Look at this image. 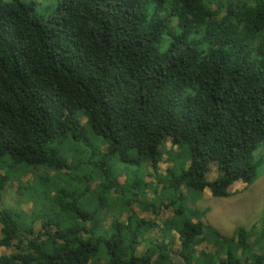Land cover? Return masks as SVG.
<instances>
[{
  "label": "trees",
  "instance_id": "1",
  "mask_svg": "<svg viewBox=\"0 0 264 264\" xmlns=\"http://www.w3.org/2000/svg\"><path fill=\"white\" fill-rule=\"evenodd\" d=\"M35 5L0 0V264H264L254 225L225 238L196 206L257 179L264 0Z\"/></svg>",
  "mask_w": 264,
  "mask_h": 264
},
{
  "label": "rangeland",
  "instance_id": "2",
  "mask_svg": "<svg viewBox=\"0 0 264 264\" xmlns=\"http://www.w3.org/2000/svg\"><path fill=\"white\" fill-rule=\"evenodd\" d=\"M37 5H35V10L38 14L46 16L52 12L54 7L53 3L56 0H35ZM85 119L81 118V123H84ZM98 145H95L97 147ZM166 151L171 150L170 143L165 142L163 145ZM102 149V148H101ZM179 150H175L173 155L177 154ZM260 158V167L258 169L257 179L250 185L245 186L242 182L238 181L233 183L228 192L230 195L225 198H213L210 194V190L205 189L200 199L196 202V206L200 212L205 211L204 215H199L200 221L206 227V230H213L218 232L222 237L229 238L234 235L236 230L240 229H250L254 225V231L251 234L254 246H250L252 249L257 250L259 253L264 252V149L261 148L254 153ZM183 154L180 153L172 157V161L180 164L183 161ZM117 158L115 159V165H118ZM169 166L168 163H161L159 165V173H164L166 168ZM218 177V172L215 165L210 166V170L205 175V180L211 182ZM29 178V176H28ZM120 181H123V179ZM147 181H152L147 178ZM184 191V190H183ZM184 193H187L184 191ZM188 198L195 197L196 193L194 191L189 192ZM190 202V200H189ZM22 206V205H21ZM194 208L193 205H190ZM26 213H30L29 205L22 206ZM133 209L138 212L140 209L137 206H133ZM165 211H163L164 213ZM168 214L167 212H165ZM143 217L147 219H152L151 213H142ZM140 215V216H141ZM166 216H162L159 220L164 219ZM124 220V219H122ZM159 222V221H157ZM161 223V222H159ZM104 226L109 225V220L103 222ZM35 232L38 231V225L34 226ZM153 232L151 236H155L157 241L160 242V234L156 236ZM149 235V236H150ZM167 237V238H166ZM165 237V242L167 245L172 246L174 250L178 249V241H176V236L168 235ZM140 245L138 250L142 251L146 245ZM17 243L13 242V246L9 248L0 249V256H11L18 252ZM170 248V247H169ZM169 248L165 247L162 253H169ZM198 250L209 249L208 243H202L197 247ZM179 261V259H176Z\"/></svg>",
  "mask_w": 264,
  "mask_h": 264
}]
</instances>
